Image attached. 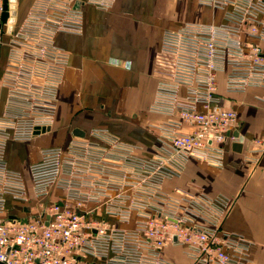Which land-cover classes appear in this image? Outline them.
<instances>
[{"label":"built area","instance_id":"obj_1","mask_svg":"<svg viewBox=\"0 0 264 264\" xmlns=\"http://www.w3.org/2000/svg\"><path fill=\"white\" fill-rule=\"evenodd\" d=\"M113 0H34L17 18V0L0 25V264H176L165 248L181 247L189 264H251L249 240L223 228L232 199L224 194L174 193L164 182L189 158L223 165L225 142L238 139L235 109L225 92L264 88V0H200L223 11V21L187 22L163 34L172 54L153 110L159 143L152 152L104 128L65 145L44 147L29 166L39 212L7 210V197L29 198L23 175L5 158L9 140L26 141L54 124L57 92L69 54L58 32L81 33L85 3ZM4 0H0V21ZM264 101V95L261 96ZM264 138H254L247 159L257 163ZM54 188L63 198L51 199Z\"/></svg>","mask_w":264,"mask_h":264},{"label":"crops","instance_id":"obj_2","mask_svg":"<svg viewBox=\"0 0 264 264\" xmlns=\"http://www.w3.org/2000/svg\"><path fill=\"white\" fill-rule=\"evenodd\" d=\"M33 2L27 3L22 17ZM82 10L81 33L55 36V43L69 58L57 92L53 126L30 140L6 144L8 166L22 175V170L28 171V178L23 177L32 200L7 197L9 212L23 215L27 205L39 212L44 198L34 197L29 166L40 159L44 147L65 145L74 137H88L91 130L104 128L144 152L154 151L159 143L156 125L167 117L153 110L156 90L160 78L171 75L172 54L161 49L164 32L187 22L223 21L221 9L200 0H113L107 8L85 3ZM223 76L219 74V91L223 105L238 113V139L225 142L222 166L189 158L179 175L164 182V188L174 193L229 196L232 206L223 228L244 235L250 242L251 264H264V153L257 163L246 157L253 139L264 138V88L227 93ZM4 100L2 92L0 113ZM76 128L85 134L75 135ZM24 148L35 153L24 154ZM63 197V190L54 188L51 199ZM165 253L176 264L190 263L181 247L169 246Z\"/></svg>","mask_w":264,"mask_h":264},{"label":"rangeland","instance_id":"obj_3","mask_svg":"<svg viewBox=\"0 0 264 264\" xmlns=\"http://www.w3.org/2000/svg\"><path fill=\"white\" fill-rule=\"evenodd\" d=\"M30 0H17V18H21L24 11H25V8H26V5L27 3L29 2ZM257 96H260L258 93H256ZM24 152V154H27V153H35L34 150H31L29 148H24L22 150ZM25 157V155H24ZM22 173L24 175L25 178H28V171H23L22 170Z\"/></svg>","mask_w":264,"mask_h":264},{"label":"water","instance_id":"obj_4","mask_svg":"<svg viewBox=\"0 0 264 264\" xmlns=\"http://www.w3.org/2000/svg\"><path fill=\"white\" fill-rule=\"evenodd\" d=\"M8 16H9V12H8V0H4V11H3L2 16H1L0 25H1L2 22H6L7 21ZM73 133L75 135H79V136H83L85 134L84 131H82L80 129H77V128L74 130Z\"/></svg>","mask_w":264,"mask_h":264}]
</instances>
